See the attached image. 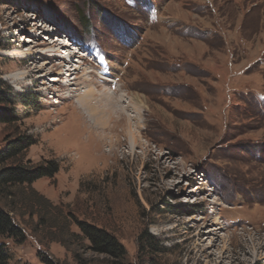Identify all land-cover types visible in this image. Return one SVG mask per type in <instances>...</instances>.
<instances>
[{"label": "rangeland", "instance_id": "374dc122", "mask_svg": "<svg viewBox=\"0 0 264 264\" xmlns=\"http://www.w3.org/2000/svg\"><path fill=\"white\" fill-rule=\"evenodd\" d=\"M135 1L0 0V149L60 166L0 192L10 262L264 264V0Z\"/></svg>", "mask_w": 264, "mask_h": 264}, {"label": "trees", "instance_id": "16d2710c", "mask_svg": "<svg viewBox=\"0 0 264 264\" xmlns=\"http://www.w3.org/2000/svg\"><path fill=\"white\" fill-rule=\"evenodd\" d=\"M127 4L135 0H125ZM143 2V0H141ZM144 3V2H143ZM86 27H89L86 24ZM10 93L0 90V103H8L12 100ZM27 106H35V96H21ZM14 115L7 110L0 111V123L15 121ZM32 143L25 138H17L7 142L0 149V192L15 185H32L35 181L49 177L53 178L59 171V164L55 160H48L41 164H33L30 160L23 163L22 155ZM80 229L91 243L90 248L98 253L121 257L124 253L123 246L116 238L105 229L93 226L86 222L79 223ZM24 240L23 229L15 223L8 210L0 206V264H13L6 244L2 239ZM46 264H53L50 259H45ZM16 264V263H14Z\"/></svg>", "mask_w": 264, "mask_h": 264}, {"label": "bare ground", "instance_id": "6f19581e", "mask_svg": "<svg viewBox=\"0 0 264 264\" xmlns=\"http://www.w3.org/2000/svg\"><path fill=\"white\" fill-rule=\"evenodd\" d=\"M72 45H73V47L76 45L75 43V41L74 40H71L70 39V41H69ZM56 44H55V42L52 44V46H55ZM69 54H71L72 55V58H68V57H65L67 60H71L72 62H75V58L77 59V55H76V51H73L72 53H69ZM71 57V56H70ZM73 57H74V59H73ZM76 62H78V61H76ZM81 68H83V67H81ZM74 69H75V67H74ZM74 69H72V70H74ZM79 68L77 67L76 68V70H78ZM70 70V69H69ZM89 73H91V71H88L87 72V74H89ZM69 75H71V73L69 72ZM85 81H88V83L90 82L91 83V81L88 79V78H86L85 79ZM114 81V80H113ZM108 83H112V81H109ZM88 85V84H87ZM107 86H108V84H107ZM112 88H114V87H112ZM113 91V90H112ZM114 92V91H113ZM85 96L88 98V97H95V96H98V97H100V100L102 101V100H108L109 99V102L111 103L108 107H110L109 109L110 110H114L113 109V105H112V102L113 103H115L116 102V98H115V96H113V95H111V93L108 95L107 93H105L104 95H99V94H97V92H96V89H94L93 87L91 88V87H86V91H85ZM115 93V92H114ZM122 94H120L119 96H120V98H124V97H126V95H122ZM97 97V98H98ZM127 99H128V97H126ZM99 99V98H98ZM87 100V99H86ZM85 100V101H86ZM99 100V101H100ZM81 101H83V100H81ZM124 103H126V101L124 100ZM127 103L129 104V106H131V102H130V99H128V101H127ZM86 104V102L84 103V105ZM134 105H136V103H133ZM115 106V105H114ZM118 107V106H117ZM104 108H106V107H104ZM134 109V108H133ZM137 109V108H136ZM117 111H118V109H117ZM124 112V111H123ZM109 114V113H108ZM117 121V120H116ZM96 122V120L94 119V123ZM132 128V127H131ZM128 130H130V129H128ZM128 132V131H127ZM129 133L133 136V138H135V134H134V132L133 131H129ZM135 140V139H134ZM135 142H136V140H135Z\"/></svg>", "mask_w": 264, "mask_h": 264}]
</instances>
